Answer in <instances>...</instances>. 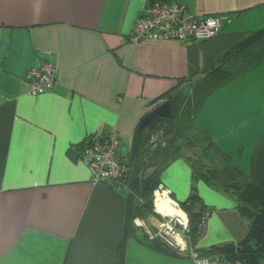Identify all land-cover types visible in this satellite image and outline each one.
I'll use <instances>...</instances> for the list:
<instances>
[{
    "label": "crops",
    "instance_id": "0c3cea01",
    "mask_svg": "<svg viewBox=\"0 0 264 264\" xmlns=\"http://www.w3.org/2000/svg\"><path fill=\"white\" fill-rule=\"evenodd\" d=\"M180 1L192 13L218 16L219 31L198 41L133 43L127 35L147 0H0V264H117L126 193L90 180L83 144L115 130L118 155L129 156L153 101L191 88L264 27V0ZM46 60L57 68L55 84L29 94L24 74ZM195 118L248 172L264 132V63L210 92ZM159 184L181 204L190 192L189 162L170 161ZM196 190L209 214L195 247L241 241L250 218L236 202L201 179ZM123 257L124 264H194L140 236L126 240Z\"/></svg>",
    "mask_w": 264,
    "mask_h": 264
},
{
    "label": "trees",
    "instance_id": "16d2710c",
    "mask_svg": "<svg viewBox=\"0 0 264 264\" xmlns=\"http://www.w3.org/2000/svg\"><path fill=\"white\" fill-rule=\"evenodd\" d=\"M262 63L264 27L232 47L214 68L190 84L191 94L187 95L182 91L171 92V95L163 94L162 97L172 99L171 113L167 117L153 118L143 128L135 156L131 151L129 156L121 157L117 149L119 159L125 164L127 178L126 187L119 189L126 193V213L117 264H124L125 242L132 236H140L142 242L153 248L179 256L156 237L150 238L146 231L134 223L135 218L144 219L152 213L153 190L160 183V172L170 161L177 158L188 161L191 167L190 192L181 207L188 217L186 233L194 247L202 234V213L209 212L196 190V181L201 179L232 198L242 214L250 218V225L246 236L236 244L213 246L206 250L195 248L205 252L221 251L227 259L240 260L246 264H260L264 259V132L253 146L249 170L245 173L230 162L229 156L202 129H198L200 127L195 118L204 98L210 92ZM156 101L153 103L157 105L159 102ZM159 129L163 131L160 138L165 139V143L161 145L156 142V146L151 148L149 138ZM87 142L88 139L83 144L80 157ZM192 148L199 152L197 159L187 155ZM201 159L208 160L209 165L204 164ZM195 161H198V167ZM148 228L153 230L152 226Z\"/></svg>",
    "mask_w": 264,
    "mask_h": 264
},
{
    "label": "built area",
    "instance_id": "2783aa9c",
    "mask_svg": "<svg viewBox=\"0 0 264 264\" xmlns=\"http://www.w3.org/2000/svg\"><path fill=\"white\" fill-rule=\"evenodd\" d=\"M221 27L220 18L214 14H197L189 11L180 0H149L143 12L134 21L127 39L133 43L146 41H198L214 36ZM57 68L54 63L46 60L40 65L28 67L25 74V83L29 94L36 95L53 88ZM163 131L159 129L151 135L150 147L156 142L164 145L161 140ZM160 140V141H159ZM120 138L115 130L106 135L91 136L86 148L81 154V160L87 166L89 178L93 183H105L119 190L126 187V167L117 155ZM168 200V204L175 210L174 213H161L154 208L157 219L153 220L146 232L150 238L156 237L172 251L181 257H187L194 264H226L228 259L221 251L197 250L187 235L188 217L179 209V204L170 198V191L158 184L154 191L155 199L158 194ZM154 199V206H155ZM179 211V212H178ZM209 212L204 211L201 216V230L205 229ZM138 218L134 223H138ZM236 244V243H233Z\"/></svg>",
    "mask_w": 264,
    "mask_h": 264
},
{
    "label": "water",
    "instance_id": "95a60500",
    "mask_svg": "<svg viewBox=\"0 0 264 264\" xmlns=\"http://www.w3.org/2000/svg\"><path fill=\"white\" fill-rule=\"evenodd\" d=\"M172 107V99L167 98L163 99L157 105H155L152 109H150L138 122L137 127L134 132L133 138V156L136 155L137 146H138V139L139 135L142 132L143 128L155 117H167L171 113Z\"/></svg>",
    "mask_w": 264,
    "mask_h": 264
},
{
    "label": "rangeland",
    "instance_id": "374dc122",
    "mask_svg": "<svg viewBox=\"0 0 264 264\" xmlns=\"http://www.w3.org/2000/svg\"><path fill=\"white\" fill-rule=\"evenodd\" d=\"M147 3V2H146ZM192 90H191V88H189V86H188V88L186 87V89H182V92L183 93H186L187 95L188 94H191L192 92H191ZM185 105V103L183 104V106ZM162 130V129H161ZM154 133V132H153ZM152 133V134H153ZM151 134V135H152ZM150 139H151V137L149 138V141H150ZM187 155H190V157H192L193 159H197L198 157H199V152H198V150H195V149H190V150H188V152H187ZM232 155H233V158H234V160H237V152L234 150V151H232ZM201 158V157H200ZM203 162H204V164H206V165H209V162H208V160H204V159H201ZM196 162V165H197V167H198V165L199 164H197L198 163V161H195ZM237 162V161H236ZM84 163V162H83ZM233 163V162H232ZM234 165L236 164V163H233ZM238 164H239V167L240 168H242V169H244V167H242V166H244V164H245V166H246V163H244V161L243 162H241L239 159H238ZM87 167V166H86ZM247 169H248V163H247V167H246V171H247ZM249 170V169H248ZM126 180H127V178H126ZM157 188V187H156ZM155 188V189H156ZM155 189L153 190V196H152V200H153V202H154V199H155V196H154V191H155ZM155 194H158V193H156L155 192ZM171 198V197H170ZM171 199H173V198H171ZM179 206L181 207V204H179ZM180 207H179V209H180ZM153 209H152V213L151 214H149L146 218H138V220H139V224H141L142 226H140L144 231H146L147 230V228L149 227V224L153 221V220H155V219H157L158 217H157V215L155 214V212H154V208H155V206L153 205V207H152ZM181 209H182V207H181ZM181 209H180V211H181ZM182 212V214H183V211H181ZM152 220V221H151ZM138 226V225H137Z\"/></svg>",
    "mask_w": 264,
    "mask_h": 264
},
{
    "label": "bare ground",
    "instance_id": "6f19581e",
    "mask_svg": "<svg viewBox=\"0 0 264 264\" xmlns=\"http://www.w3.org/2000/svg\"><path fill=\"white\" fill-rule=\"evenodd\" d=\"M155 207L158 211L164 214L175 212V210L168 204V200L159 194L157 195V198L155 199Z\"/></svg>",
    "mask_w": 264,
    "mask_h": 264
}]
</instances>
